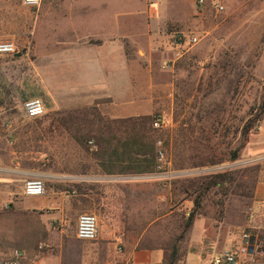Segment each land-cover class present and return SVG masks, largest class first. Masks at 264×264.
I'll return each mask as SVG.
<instances>
[{
    "label": "rangeland",
    "instance_id": "rangeland-1",
    "mask_svg": "<svg viewBox=\"0 0 264 264\" xmlns=\"http://www.w3.org/2000/svg\"><path fill=\"white\" fill-rule=\"evenodd\" d=\"M217 3L224 6L220 13ZM193 36L198 43L188 42ZM82 37L91 47L104 41L119 44L131 63L148 66L154 78V115L165 121L157 141L166 149L170 176L153 184L152 194L139 203L138 216L152 215L154 221L146 237L153 242L140 246L167 249L181 234L199 194L184 188L193 179L230 171L235 182L228 196L216 189L205 195L181 254L202 245L210 259L236 249L249 233L256 237L259 254L243 264H264V120L240 159L230 161L244 124L264 99V0H40L36 6L0 0V40L16 47L13 55L0 54V148L7 155L15 151L27 170H48L50 141L78 134L75 126L63 125L65 113L47 110L31 119L23 103L30 98L46 102L41 65L48 64L57 43ZM208 155L223 163L190 168ZM177 164L187 168L176 169ZM32 177L26 175L24 182ZM99 225L102 230L100 220ZM65 231L76 235L77 223ZM130 244L102 250L99 239L77 243L95 253L91 264H124ZM61 247L54 239L43 248L58 253Z\"/></svg>",
    "mask_w": 264,
    "mask_h": 264
},
{
    "label": "crops",
    "instance_id": "crops-1",
    "mask_svg": "<svg viewBox=\"0 0 264 264\" xmlns=\"http://www.w3.org/2000/svg\"><path fill=\"white\" fill-rule=\"evenodd\" d=\"M86 38L57 43L48 64L41 65L48 112L68 116L96 107L105 120L154 115V78L149 67L131 63L119 44L104 41L91 47ZM84 126L82 122V130ZM90 142L93 146L89 152L74 133H67L63 140L53 138L48 170H27L16 161L15 151L9 157L0 148V259L20 253L22 264L23 260H29L28 264H91L95 253L77 245L82 240L76 235H65L66 227L77 223L78 217L88 211L101 221L102 250L131 243L124 253L125 260L166 264L162 247L140 246L153 242L146 237L154 221L152 215L144 219L138 216L140 201L152 194V185L162 178L105 170L101 164L108 156L93 155L99 145ZM26 175L47 180L46 193L26 196ZM54 239L62 244L58 253L43 248L52 245ZM201 246L189 249L177 264H210L206 261L212 258L208 259V251Z\"/></svg>",
    "mask_w": 264,
    "mask_h": 264
},
{
    "label": "trees",
    "instance_id": "trees-1",
    "mask_svg": "<svg viewBox=\"0 0 264 264\" xmlns=\"http://www.w3.org/2000/svg\"><path fill=\"white\" fill-rule=\"evenodd\" d=\"M2 102V101H0ZM2 103H0L1 105ZM77 115L69 113L64 118L63 125L70 130L76 127L78 132L76 139L81 146L90 152V141L94 140L99 145V151H92L93 155H107L108 160L101 164L105 170L117 171L125 174H155L157 164V130L153 127L156 115L143 116L127 119L105 120L99 109L96 107L80 109ZM264 120V99L257 108L256 113L244 124L239 145L231 152L230 161L235 162L240 159L244 149L250 141L253 131ZM84 123V129L81 123ZM99 127V128H98ZM214 155H208L201 161L189 164L190 168L215 166L222 164ZM187 168L185 164H177L176 169ZM190 182L185 191L193 189L199 192L194 199V209L189 213L184 221L183 230L173 241H171L165 251L164 262L166 264H177L181 259V244L194 226L202 202L210 191L216 189L223 196H228L230 188L235 182V177L230 171L216 173L198 179V182ZM202 181V182H199Z\"/></svg>",
    "mask_w": 264,
    "mask_h": 264
},
{
    "label": "built area",
    "instance_id": "built-area-1",
    "mask_svg": "<svg viewBox=\"0 0 264 264\" xmlns=\"http://www.w3.org/2000/svg\"><path fill=\"white\" fill-rule=\"evenodd\" d=\"M25 5L36 6L40 0H23ZM201 4L204 0H199ZM215 9L218 13L224 10V6L215 4ZM189 43H198V37L193 36L188 40ZM16 53L14 43L0 40V54L13 55ZM167 67V64H164ZM23 110L28 118L34 119L44 116L47 113L45 101L41 98H30L24 101ZM153 127L156 130H162L165 127V121L162 115H156L153 121ZM93 146V142H89ZM169 165L166 149L163 141H157V164L155 177L168 178L170 174L166 172ZM24 194L26 196H42L47 191L46 182L41 177L28 178L24 182ZM76 236L82 241H96L100 236V225L97 216L94 214L84 213L78 217ZM256 237L249 233H245L242 238V243L236 249L222 251L214 255L210 264H243L245 259L253 260L255 255L259 254L256 245ZM22 259L20 253H15L11 258L0 259V264H19ZM124 264H136L133 261L126 260Z\"/></svg>",
    "mask_w": 264,
    "mask_h": 264
},
{
    "label": "water",
    "instance_id": "water-1",
    "mask_svg": "<svg viewBox=\"0 0 264 264\" xmlns=\"http://www.w3.org/2000/svg\"><path fill=\"white\" fill-rule=\"evenodd\" d=\"M20 55V54H19Z\"/></svg>",
    "mask_w": 264,
    "mask_h": 264
}]
</instances>
